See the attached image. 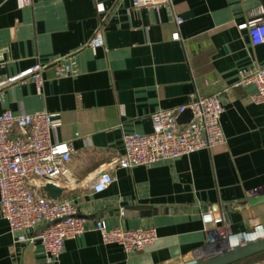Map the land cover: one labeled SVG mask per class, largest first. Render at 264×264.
I'll list each match as a JSON object with an SVG mask.
<instances>
[{
  "label": "crops",
  "instance_id": "crops-1",
  "mask_svg": "<svg viewBox=\"0 0 264 264\" xmlns=\"http://www.w3.org/2000/svg\"><path fill=\"white\" fill-rule=\"evenodd\" d=\"M258 17L264 0H171L141 9L132 0H0V80L37 64L44 79L42 86L26 78L3 88L0 112L54 114V140L74 150L61 198L74 202L86 226L50 259L39 241H19L0 213V264H187L225 249L215 248L220 228L259 224L264 232V204H243L264 193V104L243 83L264 67V43L254 45L239 27ZM97 31L103 47L89 45ZM61 61L70 71L57 75ZM195 93L220 95L224 144L150 166L114 163L125 132L151 133L152 114ZM107 172L113 182L94 192ZM139 206L157 212L142 215ZM209 208L222 223L204 222ZM101 218L110 228L155 227L157 239L127 253L102 241L95 227ZM248 261L264 264V252L235 264Z\"/></svg>",
  "mask_w": 264,
  "mask_h": 264
},
{
  "label": "built area",
  "instance_id": "built-area-1",
  "mask_svg": "<svg viewBox=\"0 0 264 264\" xmlns=\"http://www.w3.org/2000/svg\"><path fill=\"white\" fill-rule=\"evenodd\" d=\"M170 2L132 0L135 9L158 8ZM21 3L30 6L33 0H21ZM177 22L181 23L182 19L177 18ZM239 27L248 30L254 45L264 43V17L249 20ZM172 38L179 39V32L172 34ZM89 45L103 47V33L97 31ZM42 69L37 64L0 80V101L2 89L19 80L32 78L37 86H42ZM69 71V66L62 61L56 63L57 75ZM243 83L253 84L256 90L251 95L252 101L264 104V67L256 70ZM187 110L191 111L192 118L180 124L178 118ZM223 112L224 106L218 93L191 94L186 104L152 114L151 133L125 132L122 136L124 153L114 163L128 167L150 166L224 144L226 136L221 122ZM58 126L54 114L50 112H0V213L9 222L11 231L18 234L19 241H39L50 259L59 258L66 240L77 238L86 230L85 219L80 217L72 200H52L44 197L41 192V187L47 183L61 186L74 152L71 142L54 140L53 134ZM113 180L111 173H104L94 182L92 190L103 192ZM202 218L204 222L214 224L222 223L223 220L222 216H217L210 208L203 213ZM259 226L256 225V228ZM95 227L105 244H119L127 253L142 251L157 239L155 227L110 228L102 218L96 221ZM26 230L32 232L31 236L27 237L23 233ZM223 231L225 228H220L219 235H223ZM255 232L256 229L252 232L229 231L222 239L233 235L252 236ZM224 243L226 247H232L227 240Z\"/></svg>",
  "mask_w": 264,
  "mask_h": 264
},
{
  "label": "water",
  "instance_id": "water-1",
  "mask_svg": "<svg viewBox=\"0 0 264 264\" xmlns=\"http://www.w3.org/2000/svg\"><path fill=\"white\" fill-rule=\"evenodd\" d=\"M191 118L192 113L190 110H187L180 115L178 121L180 124H183L189 121ZM66 190V187L58 186L53 183H47L41 187L42 195L52 200L60 199ZM243 204L249 205L251 207L264 204V193H259L255 196L247 198ZM138 209H140L142 215H152L157 212V209L155 208L144 206H139ZM263 252L264 236L254 240L246 241L233 247H225V249L208 256L195 257L188 264H235Z\"/></svg>",
  "mask_w": 264,
  "mask_h": 264
},
{
  "label": "bare ground",
  "instance_id": "bare-ground-1",
  "mask_svg": "<svg viewBox=\"0 0 264 264\" xmlns=\"http://www.w3.org/2000/svg\"><path fill=\"white\" fill-rule=\"evenodd\" d=\"M263 236H264V232L260 230V228H257L255 234H253L252 236L245 237V236L233 235V236H228L227 238L223 239V241L227 240V242H229L231 246L233 247V246L239 245L243 241L254 240V239H257Z\"/></svg>",
  "mask_w": 264,
  "mask_h": 264
},
{
  "label": "rangeland",
  "instance_id": "rangeland-1",
  "mask_svg": "<svg viewBox=\"0 0 264 264\" xmlns=\"http://www.w3.org/2000/svg\"><path fill=\"white\" fill-rule=\"evenodd\" d=\"M255 229H257L256 228V226H253L251 229H248L246 232H252V231H254ZM228 232H229V230H227V229H225V231H223V235H219V241H218V244L215 246V248L216 247H219L220 246V248H223L224 247V241H223V236H227L228 235ZM243 232V231H242ZM260 258L261 257H257V258H254L253 260H255V262L256 261H260ZM263 258V257H262ZM262 260V259H261ZM247 264H250V262L248 261V263Z\"/></svg>",
  "mask_w": 264,
  "mask_h": 264
}]
</instances>
